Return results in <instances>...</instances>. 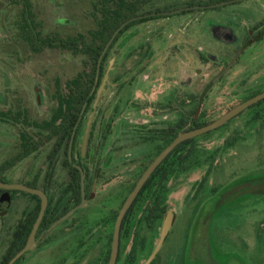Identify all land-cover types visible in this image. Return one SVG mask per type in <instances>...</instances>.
<instances>
[{
	"label": "flooded vegetation",
	"instance_id": "obj_1",
	"mask_svg": "<svg viewBox=\"0 0 264 264\" xmlns=\"http://www.w3.org/2000/svg\"><path fill=\"white\" fill-rule=\"evenodd\" d=\"M245 1H251L252 8L257 10L255 21L236 23L223 20L222 7L243 4ZM5 4L19 8L13 16L19 18L14 33L20 39L17 40L20 51L22 46L33 53L46 48L63 50L54 45L56 36H69L77 31L85 36L95 35L101 47L98 50L94 82L84 99L69 139H65L61 145L57 144L60 134H55L52 127L62 124L63 117L56 118L52 126L40 125L45 121L52 123L60 94L69 93V81L78 73L62 84L56 81L55 91L52 96L50 95L54 108L48 119L33 121L34 130L31 132L20 130V148L12 157L23 150V142L26 139H31L35 147L29 154L19 158L16 161L18 164L52 140L45 153L46 166L39 165L36 170L27 171L29 180L16 181L44 191L48 199L47 207L51 209L48 216L50 223H44L42 220L44 214L42 216L35 233V246L24 252L15 264H107L117 213L152 160L178 134L197 128L200 121H207L205 124L211 122L231 107L264 90V0H173V4L163 7L152 6L153 0H113L112 8L102 10L101 15L94 17V25L90 29L87 27L83 31L70 27L62 34L55 32L42 34L39 19L43 21V18L36 14L33 0H0V32L3 31L6 36L5 19L9 12L8 6L4 7ZM213 11L218 13L215 17L209 16L208 23L212 25L210 27L212 29L208 30V37L203 35L201 38L205 44L184 43L183 40L189 41L191 34L204 33L201 23ZM162 21H168L171 25L158 28L154 34V42H151L152 25L157 27ZM110 22L117 25L104 42L108 35L105 25ZM93 29L96 32L90 33ZM47 39L49 40L46 41ZM166 50L169 57L178 59L180 56L185 59L177 63L178 67L171 77L161 75L168 63L165 53H162ZM64 51L72 54L68 50ZM13 54L17 56L20 53L14 50ZM77 55L82 57L83 68L80 71L82 72L88 67L89 55L86 53ZM2 69L5 68L0 67L1 73ZM5 73L3 75L6 79L9 74L6 70ZM133 81L140 86L142 95L138 98L133 95L124 102L125 105H122L121 97H126L124 94ZM222 87L228 89L223 91L227 94V101L215 108L206 107V103L217 94V89ZM263 107L264 97L217 128L181 141L179 145L189 141L185 145L181 144L179 149L191 153L190 159L186 162L188 169L170 179L201 167L202 160L195 155L197 146L194 144L199 136L230 127L229 125L244 115L248 122L250 120L256 122L259 120L256 116H264ZM19 114L18 110L14 112L10 107L0 110V119L6 121L5 123L14 124L9 117L13 120V117ZM170 136L174 138L168 143ZM225 140L227 141V138ZM212 153L206 154L204 159L212 158L215 162L216 151ZM180 157L183 158V153ZM8 160L9 158L3 162ZM133 165H138L141 169L138 176L128 186L125 185V193L120 194L118 191L116 195L108 192L104 194L98 190L100 180L107 179L105 183L115 182L118 176L121 178L125 176L123 169L128 166L134 167ZM210 170L204 171L200 177L198 187H194L191 195L193 203H190L188 208L184 206L185 212L182 214L184 218L186 217L185 226L192 229L188 253L190 264H220L209 249L212 230L214 233L217 232L213 219L225 208L226 202L235 193L248 187L255 189L254 192H264V184L257 185L264 179L245 180L233 187L246 182L253 184L220 201L221 192L226 189L212 186L209 190L210 195L207 188L203 190V184L212 172ZM121 178H118L119 181L123 180ZM166 179L156 178L157 184L152 190L145 192V199L142 201L140 197L136 200L142 186L127 208L120 226L118 253L114 264H136L138 252L146 246V233L154 229L158 221L161 231L168 211L172 212L171 226L178 218L177 209L165 202L167 183L170 180ZM2 190L0 196H4V206L0 211L3 212L2 221L5 223L9 221L8 219L5 221L4 217L14 196L9 190ZM30 194L22 193L17 197L22 207L16 211V221L10 231L11 237L16 226L37 203V199ZM199 194L209 196L196 200ZM109 199L118 201V204L108 206ZM79 204L81 206H78ZM74 207L76 208L68 217L52 226L54 220ZM12 218L13 216L9 219ZM125 239L128 241L127 247L124 244ZM158 240L140 264L151 255ZM162 244L149 264H161Z\"/></svg>",
	"mask_w": 264,
	"mask_h": 264
},
{
	"label": "rangeland",
	"instance_id": "obj_2",
	"mask_svg": "<svg viewBox=\"0 0 264 264\" xmlns=\"http://www.w3.org/2000/svg\"><path fill=\"white\" fill-rule=\"evenodd\" d=\"M64 1L48 3L46 0H33L36 14L43 18V21L39 19L41 25L39 29L42 34L53 32L62 34L70 27L83 31L87 27L90 29L94 25V17L101 15L102 10L106 11L113 5V0ZM171 4H173V0H153L152 6L163 7ZM7 6L8 4L4 5V7ZM7 10L9 12L5 19L7 35L5 36L3 31L0 32V67L5 68L2 69V73L0 72V110L11 107L14 112L18 110L20 114L13 117L14 121L9 117L14 124L5 123L6 121L3 122L4 120L0 119V165L7 158L10 160L20 148V130L31 132L34 130L33 121L49 118L54 108L50 95L52 96L55 91L56 81L62 84L83 68L81 55H73L61 49L46 48L38 53H33L22 46L20 51L21 48L18 46L20 39L15 34L19 18L13 16L16 11H19V8L8 6ZM222 10L223 20L227 22L251 23L257 18V10L252 8L251 1L228 5L225 8L222 7ZM217 13L218 11L210 12L204 18L201 23L203 34L193 33L190 35L189 41L183 40V42L204 45L205 42L201 38L208 37V30L212 29L210 28L212 25L208 23L209 16L215 17ZM167 25L170 26V22L162 21L157 27L152 25L151 42H154L156 30ZM14 50L20 54L15 56ZM167 52L168 50L162 51L165 53L168 63L161 75L171 77L175 74L180 61L185 59L180 56L178 59L169 57ZM5 70L9 74L6 79L3 75L6 74ZM206 71L207 68H205ZM227 90L226 87L217 89V94L205 106L215 108L222 105L227 101V94L223 93ZM124 95L126 97H121L122 105H125L124 102L133 95L137 98L141 96L142 90L138 83L133 81ZM245 117L244 115L233 123L230 122V124L232 123L229 125L230 127L199 136L194 144L197 146L195 155L202 160L201 167L193 168L168 181L165 202L172 204L177 209L179 216L161 246L160 253L162 255L160 258L164 260V262L160 261L161 264H179V260L180 264H190L188 253L192 229L185 226L186 217L184 218L182 214L185 212V207L188 208L189 204L193 203L191 195L194 187H198V182L204 171L208 169L212 171L206 178V183L203 184V190L207 188L208 192H206L209 195L212 186L228 190L231 186L245 180L264 179V116L256 122H248ZM226 138L231 144H225ZM234 139L236 140L232 144ZM51 143L52 140L46 142L39 150L26 157L22 163L15 162L5 171L0 170V175H3L8 182L29 180L27 171L32 172L39 165L46 166L45 153ZM213 151H216L215 162L212 158L204 159L206 154H213ZM203 159L208 161L205 162ZM140 169L141 167L138 165L128 166L123 169L125 176L123 178L118 176L123 179L122 181H119L118 178L115 179V182L108 183H105L107 179L100 180L97 188L104 194L108 192V194L115 193L116 195L118 191L120 194L125 193V185L128 186L138 176ZM254 190L248 187L232 195L226 202L225 208L220 210L213 219V225L217 232L214 233L212 230L209 249L212 251L214 259L220 264H264V192H254ZM22 193L24 192L21 190H16L13 193L14 199L4 217L5 221L6 219L9 221L3 223V212L0 211V256L11 237L10 231L16 221V211L22 207L20 199H17L18 195ZM209 195L199 194L196 196L198 197L196 200ZM3 198L4 196L1 195L0 208L4 206ZM116 203L118 204V201L109 199L108 206L113 207ZM11 216L13 218L9 219ZM159 234L160 222L158 221L154 229L146 233V246L138 252L136 264H140L152 250ZM124 244L128 245L127 239L124 240Z\"/></svg>",
	"mask_w": 264,
	"mask_h": 264
},
{
	"label": "trees",
	"instance_id": "obj_3",
	"mask_svg": "<svg viewBox=\"0 0 264 264\" xmlns=\"http://www.w3.org/2000/svg\"><path fill=\"white\" fill-rule=\"evenodd\" d=\"M117 23L110 22L109 24L105 25V31H108V35L105 37L104 42H106L109 36L112 34V31ZM96 30L93 29L90 33H95ZM47 39L46 41H48ZM56 47H60L63 50L70 51L73 55H77L80 53H86L89 55V64L85 70L79 72L76 77L72 78L69 81L68 88L69 93L64 94L63 92L60 94V99L58 101L57 107L54 111V115L52 118V123L45 121L42 127H49L52 126L55 122L56 118L63 117L62 124L60 125H53L54 133L58 135L57 144L61 145L64 140H68L74 125L78 119L80 114L82 104L86 95L89 93L91 86L94 82L95 72H96V65L98 59V50L101 48L98 45L97 39L95 35L85 36L82 32L77 31L69 36H56L55 44ZM256 118L261 120L260 116H256ZM257 120V119H255ZM251 121V120H250ZM207 121L202 122L200 121L196 127L204 125ZM48 137V136H47ZM174 136L168 137L167 142L169 143ZM189 141H184L181 144H187ZM23 146V150L17 152L14 157L10 160L3 162L0 165V170L5 171L10 166L15 164V162L29 154L31 151L34 150L35 144L33 141L25 140ZM181 144L177 145L170 154L160 163V165L154 170V172L150 175L147 181L144 183L141 191L139 192L138 200L142 197V201L145 199V192L152 190V188L157 184L156 178L159 179L160 177L167 178L168 181L172 176H176L181 172H185L188 169V165L186 164L187 160L190 159L191 153L185 152L184 149L179 151ZM225 144H231L229 141L225 140ZM187 151V150H186ZM183 153V158L180 157ZM180 154V156H179ZM210 156V155H209ZM213 156V155H212ZM211 157V156H210ZM181 160V161H180ZM0 179L3 181H7L4 176L0 175ZM31 186L30 184H26ZM3 191L0 189V192ZM6 191V190H5ZM16 190H9L10 193H14ZM25 194H29L24 192ZM30 196L37 199L36 205L27 212L23 221H21L15 228L12 233V237L0 258V264H6V262L23 246L25 240L28 236V233L36 219L39 210V198L36 195L30 194ZM144 198V199H143ZM50 207H47L43 216V222L50 223L48 218L50 213ZM55 221V220H54ZM53 221V222H54ZM53 224V223H52ZM15 264V263H14Z\"/></svg>",
	"mask_w": 264,
	"mask_h": 264
},
{
	"label": "water",
	"instance_id": "obj_4",
	"mask_svg": "<svg viewBox=\"0 0 264 264\" xmlns=\"http://www.w3.org/2000/svg\"><path fill=\"white\" fill-rule=\"evenodd\" d=\"M264 97V90L260 93H257L256 95L238 103L237 105L231 107L230 109H228L227 111H225L223 114H221L219 117L215 118L214 120H212L211 122L202 125L200 127L197 128H193L191 130L182 132L180 134H178L153 160L152 162L148 165V167L144 170V172L142 173V175L140 176V178L137 180V182L135 183L134 187L132 188V190L128 193V195L126 196L125 200L123 201L115 222H114V226H113V233H112V240H111V248H110V255H109V260L107 262V264H114L115 259L117 257V253H118V246H119V232H120V226H121V222L123 219V216L127 210V208L129 207V205L132 203V201L134 200V198L136 197L137 193L139 192V190L141 189V187L143 186L144 182L147 180V178L150 176V174L154 171V169L158 166V164L169 154V152H171L173 150V148L179 144L181 141L199 135L201 133L207 132L209 130L215 129L218 126H220L221 124L225 123L227 120H229L231 117H233L234 115H236L237 113H239L241 110H243L244 108H246L247 106H249L250 104L260 100L261 98ZM253 183L251 182H246L237 186H234L226 191H224L221 195L219 200L222 201L225 197L237 192L238 190L250 186ZM264 184L263 182H259L257 185H262ZM0 189H5V190H21L27 193H31V194H35L40 198V207H39V211L38 214L36 216V219L31 227V230L29 232V235L27 237V240L24 244V246L19 249L7 262L6 264H14L17 259L27 250L32 249L35 246V233L36 230L40 224V221L42 219V216L44 214V211L47 207V203H48V199L47 196L45 194L44 191H42L39 188H35V187H31L28 186L24 183H17V182H6L0 179ZM82 196H83V188H82ZM84 199H82L83 202ZM82 204V203H81ZM81 204H79L78 206H81ZM77 206V207H78ZM76 207H74L73 209L69 210L67 213H65L64 215H62L61 217H59L58 219H56L52 226H54L55 224L59 223L60 221H62L63 219H65L66 217H68L71 212H73V210ZM172 223V212L168 211L167 216L165 217L162 227H161V231H160V237L158 240L157 245L155 246L153 252L151 253V255L146 259V261L143 264H149V262L151 261V259L154 257L155 253L157 252V250L159 249L160 245L162 244L166 234L168 233L170 226Z\"/></svg>",
	"mask_w": 264,
	"mask_h": 264
}]
</instances>
